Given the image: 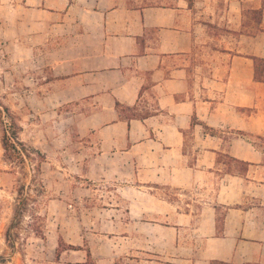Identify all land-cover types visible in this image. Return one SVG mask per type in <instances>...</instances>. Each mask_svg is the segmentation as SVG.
<instances>
[{"label":"crops","instance_id":"obj_1","mask_svg":"<svg viewBox=\"0 0 264 264\" xmlns=\"http://www.w3.org/2000/svg\"><path fill=\"white\" fill-rule=\"evenodd\" d=\"M262 8L258 33L244 6L225 11L227 29L213 31L193 17L186 0H21L7 6L0 24L9 40L26 52L38 49L50 65L48 94L58 106L94 101L92 113L77 124L82 136L94 137L91 166L106 160L115 178L138 176L150 188L186 189L210 182L221 153L253 163L242 177L249 182L251 167L264 168V153L251 143L235 153L238 139L227 142L192 124L195 116L218 130L264 134V81L254 60H264ZM208 22L221 26L215 18ZM117 102L153 114L122 118ZM102 166L101 178L109 168ZM152 202L157 209L151 215L141 209L139 220L120 222L122 248L135 241L137 254L148 255L141 261L264 264L263 206L218 200L197 214L193 200L184 208L170 199ZM109 237L117 236L110 231Z\"/></svg>","mask_w":264,"mask_h":264},{"label":"rangeland","instance_id":"obj_2","mask_svg":"<svg viewBox=\"0 0 264 264\" xmlns=\"http://www.w3.org/2000/svg\"><path fill=\"white\" fill-rule=\"evenodd\" d=\"M18 2L21 0H0L1 18L7 6ZM133 2L151 5L173 0ZM237 2L195 0L193 17L198 22L215 18L221 26L212 23L213 31L218 28L226 30L229 18L225 11L244 6L245 15L253 17L247 10L264 6V0H240L242 6ZM3 29L6 28L0 24V103L16 115L22 127L21 140L43 154V158L38 156L37 159L41 160L40 178L45 191L37 196L36 203L45 237L28 230L31 213L26 211L16 227L11 229L14 243L7 240V230L14 221L18 189L21 186L27 188L30 184L32 165L30 161L13 162L5 157L3 126L0 123V264H147L141 258L148 255L137 254L135 241L129 240V245L122 248L119 233L123 228L120 230V222L127 217L139 220L136 215L141 213V209L145 215H151L157 209L152 202L155 200L170 199L181 208L186 201L193 200L194 211L203 214L208 212L206 207L209 204L238 198L239 204L245 208L263 206L258 216L264 219L263 166L251 167L249 182L246 178L225 175L226 171L235 170L238 165L221 156L220 165L216 167V174L210 177V182L186 189L162 184L159 189L150 188L146 182H139L143 178L138 176L115 178L114 170L106 160L91 166V155L98 151L94 147V137L82 136L77 124L82 117L92 113L94 101L58 106L57 98L48 94L51 88L48 81L53 78L50 65L38 49L33 53L26 52L23 44L13 43ZM259 30L256 23V33ZM214 43L215 40L211 45ZM131 114L125 111L123 117ZM222 132L227 142L238 139L235 153H241L238 147L251 142L256 143L257 146L251 143L256 152L264 153V134L250 131L241 134L231 129H222ZM225 147L228 148L229 144L226 143ZM102 165L109 166L103 178L100 176ZM141 204L143 207H137ZM110 231L117 237H109ZM70 245L79 249H68Z\"/></svg>","mask_w":264,"mask_h":264},{"label":"trees","instance_id":"obj_3","mask_svg":"<svg viewBox=\"0 0 264 264\" xmlns=\"http://www.w3.org/2000/svg\"><path fill=\"white\" fill-rule=\"evenodd\" d=\"M191 8L195 7V0H186ZM248 13L253 15L257 24H260L263 20V8H249L247 10ZM203 25H208L209 27L214 26L212 23L202 22ZM255 60V70L256 76L259 80L264 81V60L258 57H254ZM116 109L121 113V117H123V113L125 111H130L132 114L127 117V119L137 118V119H145L150 117L153 113L150 110H146L143 112L137 111V106H124L121 103H116ZM0 123L3 126V137H2V145L5 150V157L15 162H31V181L30 184L25 188V186H21L18 189V197L17 204L15 207V216L14 221L11 226L7 230V240L10 244L14 243V238L11 237V229L16 227L18 221L23 217L24 212L28 211L31 213L30 215V225L29 229L32 233L37 236L45 237L44 227L41 223L42 216L38 211V205L36 203L37 196L42 195L45 191V186L43 181L40 178L41 173V160H38L37 157L43 158V154L38 149L26 144L21 140L20 131L21 125L14 114V112L6 105L0 103ZM192 124H200L203 126V132L210 134L211 136H219L223 137L226 140V136L222 132V130H218L214 127L209 126L207 123L203 121H198V119L193 116ZM238 133L246 134V131L237 130ZM261 138V135H257ZM254 146H257L256 143L251 142ZM224 156L232 163H237V168L235 170H228L224 174H231L240 177L247 176L250 165L253 164L249 161L241 160L229 154L221 153L216 160V166L220 165L221 159L220 157ZM38 160V161H37ZM68 249H79L74 245H70ZM59 249L57 248V253H59ZM91 252L88 250V257L91 258ZM82 264V263H80ZM86 264V263H85ZM219 264H234L229 262H220Z\"/></svg>","mask_w":264,"mask_h":264}]
</instances>
